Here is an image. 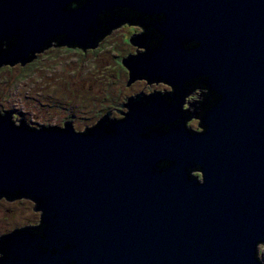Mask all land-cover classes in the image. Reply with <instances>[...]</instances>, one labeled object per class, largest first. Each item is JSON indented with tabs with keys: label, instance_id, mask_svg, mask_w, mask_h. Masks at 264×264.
I'll list each match as a JSON object with an SVG mask.
<instances>
[{
	"label": "water",
	"instance_id": "95a60500",
	"mask_svg": "<svg viewBox=\"0 0 264 264\" xmlns=\"http://www.w3.org/2000/svg\"><path fill=\"white\" fill-rule=\"evenodd\" d=\"M115 8L156 17L122 59L130 82L205 77L207 131L153 130L172 113L157 94L81 132L0 111V199L40 214L0 236V264H264V0H0V67L59 37L97 48L88 31Z\"/></svg>",
	"mask_w": 264,
	"mask_h": 264
},
{
	"label": "rangeland",
	"instance_id": "374dc122",
	"mask_svg": "<svg viewBox=\"0 0 264 264\" xmlns=\"http://www.w3.org/2000/svg\"><path fill=\"white\" fill-rule=\"evenodd\" d=\"M138 33L139 27L123 25L113 29L103 38L101 47L88 54L65 46L49 47L23 67L21 63L0 67V111L14 112L15 122L16 118L25 119L32 128L73 121L75 130L81 132L97 125L109 111L115 110L112 117L120 118L116 111L122 108L114 106L126 103L131 95L169 91L165 84L148 89L146 80L126 87L129 71L122 59L136 53L138 47L127 39ZM33 209V202L26 198L0 199V236L37 225L40 214ZM258 254L264 258V245Z\"/></svg>",
	"mask_w": 264,
	"mask_h": 264
},
{
	"label": "flooded vegetation",
	"instance_id": "af4514ba",
	"mask_svg": "<svg viewBox=\"0 0 264 264\" xmlns=\"http://www.w3.org/2000/svg\"><path fill=\"white\" fill-rule=\"evenodd\" d=\"M82 6H83L82 4L72 2L69 8L78 10ZM155 19L156 17L144 15L140 12H135L131 9H126V8H115V9L107 10V11L101 12L99 19H98L97 27L100 30V32L98 33H100L101 36L97 37V34H98L97 32H95L94 30H89L88 31L89 37L93 39L97 38L96 47H99L101 46L100 44H101V41L103 40V37H105L113 29L120 28L123 25L132 26L134 28L139 27L140 33L134 34L133 38L127 39L128 40L127 43L135 44L134 42L145 41V43L142 42L144 46L143 44H141L140 46L142 47L139 46V49H137V53L142 54L146 51L144 47L145 46L149 47L148 45L150 44V41H149L150 36H152L150 31L152 30L151 28L153 27L152 25ZM64 39L65 38H60V37L56 39H52V40L49 39L46 46L43 47V49L40 52L42 51L44 52L45 50H47V48H49L52 45L57 46V47L64 46L62 44ZM7 46H8V43L3 42V44L1 45V48L5 50L7 49ZM65 46L73 47V49H76V51H82L85 54H88V52L93 50L92 48H88V49L80 48L77 46L75 41H72L71 44H68ZM135 54H132V55H135ZM127 84L128 86L133 84V82H130V75L128 77ZM165 85L170 87L169 91L156 90L149 94H145V93L138 94L137 93V94L127 97L126 99L127 101L128 99H133L136 101L137 105L145 107V106H148L147 99H150V101L154 99V98H149L150 97L149 95L153 96L154 94H157L156 104L159 102L158 108L168 109L169 115L172 111L171 118H168L166 122L158 124L155 128H153V130L164 128L166 131H168L172 126L173 127L181 126V127H186V129L191 134H202L206 132L208 127L205 123L204 118L208 110L209 98L211 97L210 95L211 90L209 88L207 79L205 77L191 78L189 79V81H186L183 86H173L168 83H165ZM216 95H217L216 96V102H217L219 97H218V94ZM146 96H149V97L146 99ZM123 104H125V102H123L120 105V108L122 109L118 110L120 114V118H113L112 117L113 112L109 111L106 114L108 120L123 119L124 117L123 114L128 112L127 108L122 107ZM195 173L196 174L198 173L200 177L196 175ZM194 174L198 176L200 179L202 178V174L199 170L195 171Z\"/></svg>",
	"mask_w": 264,
	"mask_h": 264
},
{
	"label": "bare ground",
	"instance_id": "6f19581e",
	"mask_svg": "<svg viewBox=\"0 0 264 264\" xmlns=\"http://www.w3.org/2000/svg\"><path fill=\"white\" fill-rule=\"evenodd\" d=\"M65 47H67V46H65ZM99 47H101V46H99ZM99 47H97V48H94L93 50L95 51L96 49H98ZM37 59V58H36ZM35 59V60H36ZM34 60V61H35ZM141 81H144V80H141ZM136 81H134L133 83H135ZM159 84H164L163 82H160V83H158L157 85H159ZM151 86V87H150ZM156 86V84L155 83H153V84H151V85H147V88L149 89H153L154 87Z\"/></svg>",
	"mask_w": 264,
	"mask_h": 264
},
{
	"label": "built area",
	"instance_id": "2783aa9c",
	"mask_svg": "<svg viewBox=\"0 0 264 264\" xmlns=\"http://www.w3.org/2000/svg\"><path fill=\"white\" fill-rule=\"evenodd\" d=\"M259 255V254H258ZM260 258V257H259ZM260 259H262V262L264 263V258H260Z\"/></svg>",
	"mask_w": 264,
	"mask_h": 264
},
{
	"label": "trees",
	"instance_id": "16d2710c",
	"mask_svg": "<svg viewBox=\"0 0 264 264\" xmlns=\"http://www.w3.org/2000/svg\"><path fill=\"white\" fill-rule=\"evenodd\" d=\"M151 29H152V28H151ZM151 29H150V30H151Z\"/></svg>",
	"mask_w": 264,
	"mask_h": 264
}]
</instances>
